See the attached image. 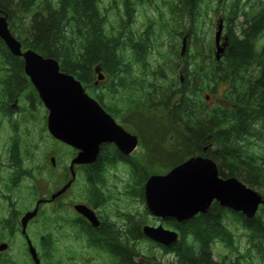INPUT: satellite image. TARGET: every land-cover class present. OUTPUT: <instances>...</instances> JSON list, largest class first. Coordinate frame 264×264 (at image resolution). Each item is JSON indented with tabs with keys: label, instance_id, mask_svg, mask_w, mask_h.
<instances>
[{
	"label": "trees",
	"instance_id": "obj_1",
	"mask_svg": "<svg viewBox=\"0 0 264 264\" xmlns=\"http://www.w3.org/2000/svg\"><path fill=\"white\" fill-rule=\"evenodd\" d=\"M99 1L0 0V14L7 15L8 26L21 42L22 49L30 48L45 57L55 58L60 70L72 74L91 90L93 70L98 65L109 78L104 89L114 94L123 84L124 74H129L132 62L143 69L148 64L150 45L147 38L133 34L130 29L135 4L145 0H120V9L116 6L119 24L115 33L105 31L108 19L101 11ZM146 1L151 3L153 0ZM202 1H178V5L182 3L183 10L188 12L189 22L196 30L198 16L202 14ZM244 2L228 0L225 4L222 17L228 40L219 60L209 52L202 54L201 61L192 55L191 59L184 61L182 80L179 74L177 86L157 87L151 83L153 92L140 97L142 105L136 116L144 124L152 121L157 128L161 126L147 135L135 122L140 147L144 151L131 159V178L143 202V185L150 174L164 173L193 155L214 160L222 177L234 176L252 188L264 189V0L252 4L248 12L242 11ZM238 14H241V20H237ZM197 40L195 36L194 44L202 50L203 46ZM125 48L133 53L128 62L124 58ZM0 69L3 104L18 96H23L31 107L41 104L36 89L24 73L22 57L13 55L1 38ZM220 86L224 87L222 97L213 105L204 103L207 98L201 91L208 89L215 93ZM97 96L102 102L99 93ZM112 107L118 112V107ZM128 108L129 118L133 119L134 110L132 106ZM161 111L166 115L159 113ZM2 113L11 116L12 111L5 107ZM17 144L14 139L10 147L11 193L21 179L30 175L24 172ZM113 164L111 160H100L90 168L86 180L90 184L91 202H103L99 199V192L105 188V172ZM106 220L101 228H81L88 247L107 257L104 264H156L154 254L142 255L136 247L137 241L146 239L141 231L144 224L141 219L135 220L137 227L134 225L128 232L116 229L115 223ZM163 221L179 234V239L169 246L155 243L163 254L174 255V262L168 264H225L213 259L215 242H220L248 262L255 255L264 264V203L251 218L213 202L207 212L190 219L177 221L168 217ZM235 225L240 226L246 236L245 254L239 253L234 239L232 228ZM3 226L15 229L12 215ZM56 240L51 232L41 236L39 245L43 264H68L63 257L54 258ZM0 264H5V260L0 259Z\"/></svg>",
	"mask_w": 264,
	"mask_h": 264
},
{
	"label": "rangeland",
	"instance_id": "obj_2",
	"mask_svg": "<svg viewBox=\"0 0 264 264\" xmlns=\"http://www.w3.org/2000/svg\"><path fill=\"white\" fill-rule=\"evenodd\" d=\"M178 1L181 2V0H153L149 3L145 0L141 4H135L130 29L133 34L147 38L150 45L147 49L148 64L146 69L131 61L130 72L124 74L123 84L118 87L117 92L112 94L108 89L99 88L106 103L111 106L115 105L121 110L116 117L132 133L137 134L138 127L135 122L139 123V128H143L144 133L147 135L152 134L159 127L161 128V126L157 128L152 121H146L144 124L141 118L136 116V112H139L140 105H142L140 97L144 98V95L147 96L146 93L153 92V88L150 86L151 83L156 84L157 87H165L169 84L177 86L179 83L178 70L182 68L186 59L189 60L192 55H196V60L201 61L204 52L214 55L216 23L218 18L225 13L224 8L228 0H203L201 4L202 14L198 16L197 20V30L190 24L188 12L183 10L182 3L178 5ZM259 1L245 0L242 11L248 12L250 6ZM99 6L108 19L105 31L115 33L119 24L116 10L121 7L120 0H100ZM241 14L237 15V20L242 19ZM225 25L224 20L223 31L226 30ZM195 36L198 39L197 42L202 44V50L196 48L194 44ZM183 38L186 39L187 45L184 52L181 53ZM123 51L126 62L130 61L133 54L132 50L125 48ZM1 73L2 70L0 69V75H2ZM140 87L143 90H140ZM223 88V86H220L215 93L203 89L201 94L202 96L206 95L207 98L203 102H207L209 105L215 104V101L222 97ZM86 90L94 96L93 90L87 88ZM1 91L0 83V242H6L9 245L6 250L0 251V259L5 260V264H34L27 250L25 237L20 231L19 219L25 211L34 207L38 198L49 197L57 189V186L62 185L64 182L63 177L68 176L65 169L68 167L74 151L71 147L53 138L48 132L46 127L47 109L42 102L37 107H31L30 102L23 99V96H18L7 104H3L4 97ZM114 101L116 104H113ZM129 106H132L134 110L132 112L134 113V121L129 118L131 115L128 112ZM5 107L12 111L11 116L2 113V109ZM159 113L166 115L165 111ZM14 139L17 140V145H19V153L23 162L22 167L26 170L24 172L30 175L21 179L19 185L11 193L9 191L11 168L8 166L10 147ZM136 150L138 153L144 151L140 145ZM52 155L55 156L54 167L49 159ZM114 171L115 169L108 168L103 193H107L109 196L102 205L101 212L108 215L113 221H117L118 224L127 222L130 225L128 218L121 216L122 213L132 214L134 223L137 219L138 221L141 219L144 224L149 225L160 223V218L153 216L147 210L145 202L139 197V191L136 189L137 187H133L134 182L129 172L121 171L113 174ZM84 185L88 187L84 179L80 178L70 188L71 190L65 199L73 202L86 200L84 197L85 190L89 187L85 189ZM254 189L264 195L263 188L255 187ZM9 195L10 198H8ZM11 215L15 219L14 230H9L3 226L5 220L10 218ZM58 215H67V219L76 216L73 210L63 211ZM56 220L57 217L53 212L52 203H41L38 214L27 226V234L36 247L42 264L44 260L42 259V249L39 242L41 236L48 232H51L57 238L54 245L56 249L55 259L63 257L62 259L68 264H83V262L87 264H104L107 262L105 255L96 254L88 247L84 236L73 235L69 228H63L56 236L54 233ZM60 222L62 221L60 220ZM64 224L66 223L64 222ZM163 225L167 227L164 221ZM232 231L240 250L239 253L245 254L244 250H246L247 243L243 229L235 225ZM155 243L146 237V239L137 241L136 247L142 255L154 254L157 261L174 262V255L163 254L162 249L155 246ZM212 253L214 260L222 261L225 264L235 261L238 264H263L259 257H255V255L252 258L253 260L246 261L244 257L238 256L234 251L225 248L220 242H215Z\"/></svg>",
	"mask_w": 264,
	"mask_h": 264
},
{
	"label": "water",
	"instance_id": "obj_3",
	"mask_svg": "<svg viewBox=\"0 0 264 264\" xmlns=\"http://www.w3.org/2000/svg\"><path fill=\"white\" fill-rule=\"evenodd\" d=\"M223 28V18L219 17L214 33V55L217 60L224 53L228 40ZM0 38L13 55L22 57L24 73L47 109L46 127L50 135L78 150L71 161V170L74 164L95 161L102 142H113L125 153L138 145L137 135L126 131L116 122L86 91L80 80L60 70L55 58L45 57L30 48L22 49L21 42L8 26L6 14H0ZM186 45V39L183 38L181 53ZM102 77L103 73L98 72V79ZM49 159L54 165V156ZM70 183L71 180L47 198H38L34 207L20 218L21 232L26 237L27 249L34 264L41 262L26 232L28 222L37 215L41 203L53 200ZM143 196L147 210L160 218L161 222L157 225L144 224L141 231L148 239L164 246L179 239L178 231L163 225V220L168 217L184 221L198 213L207 212L211 204L217 202L251 218L264 203V195L234 176L222 177L215 161L204 155L190 156L164 173L150 174L143 185ZM75 209L97 224L92 209L84 204H76ZM7 247L6 242H0V251ZM156 264L168 263L157 261Z\"/></svg>",
	"mask_w": 264,
	"mask_h": 264
},
{
	"label": "flooded vegetation",
	"instance_id": "obj_4",
	"mask_svg": "<svg viewBox=\"0 0 264 264\" xmlns=\"http://www.w3.org/2000/svg\"><path fill=\"white\" fill-rule=\"evenodd\" d=\"M223 34H226L225 31H223ZM222 40V39H221ZM98 68V69H97ZM93 78H92V90L94 92V98L101 104V106L112 116V118L118 122L126 131H128L121 123V121H119L117 119V115H118V112H120L121 110L118 108V112L116 111V109L114 107H112L111 105H108L105 101V98L103 96V94L99 91V88H106V85L108 84L109 82V78L107 76L106 73H104L102 71V69L100 68V66H96L95 69L93 70ZM98 72H102L103 73V77L102 78H99L98 79ZM120 73H124L122 71H120ZM180 74V73H179ZM123 74H121L122 76ZM106 84V85H105ZM103 85H105L104 87H102ZM85 88V87H84ZM86 89V88H85ZM90 89V88H89ZM87 91V90H86ZM100 94L101 96V101H99L97 98V94ZM90 94V93H89ZM91 95V94H90ZM92 96V95H91ZM130 132V131H128ZM131 134H136V133H132L130 132ZM137 135V134H136ZM138 136V135H137ZM59 141V140H58ZM61 142V141H60ZM63 143V142H61ZM64 145H67L65 143H63ZM138 145H139V138H138ZM69 146V145H67ZM71 147V146H69ZM74 151V154L72 155L70 161H69V165L68 167H66L65 171L68 172V176L67 177H63V183L61 186H57V189L55 191H57L58 189H60L63 185H65L68 181L71 180V183L70 185L66 188L65 191H63L61 194H59L57 197H55L53 200L49 201L50 203H52L53 205V212L56 214V217H57V220H56V225H55V231L54 233L56 234V236L58 235V232L60 230H62L63 228H69L71 230V233H73V235L75 236H84L83 235V232L81 231V228H85V227H88V226H91L93 228H101L104 226L105 224V218H107V222L109 223H115V228H120V230H125V231H129V228H131L133 230V226L136 225V223L134 224V221L132 219V214H128V213H122L121 216H125L128 218L129 222H130V225L126 222L124 224H118L117 221H113L108 215L106 214H103L101 212L102 210V205L104 204L103 202L106 201V199L108 198L109 194H105L103 193L105 190L102 189V192H99L100 196H99V199H102L103 200V204H99V203H96V202H91V194L89 193V190L87 189L89 187L90 189V184H88L89 182H87L86 178H87V175H89V172H90V168H94V164L97 163L98 161H110L111 162H114L113 165L109 166V168H113L115 169L114 173L113 174H116L118 172H129L130 176H131V159L138 153V151L136 150L137 146L129 153H125L123 152L120 148L117 147V145H115L113 142H102L99 146V150H98V154L96 156V160L93 161V162H89V163H80V164H74L73 165V172L74 174L72 173V170L70 168V164H71V161L72 159L76 156L78 150L71 147ZM53 156V155H52ZM117 156L116 159L113 160V158ZM55 158V156H54ZM23 164V162H22ZM52 165V164H51ZM53 167L55 166L52 165ZM107 172L108 170L105 172V181H106V175H107ZM81 176V177H80ZM80 178H83L84 179V182L85 184H87L88 187L85 186V199L84 201H68L65 199L66 195L70 192V188L75 185L77 183V181L80 179ZM103 178V179H104ZM53 191V192H55ZM52 192V193H53ZM95 200V199H94ZM37 201V200H36ZM35 201V203H36ZM43 203H47V202H43ZM76 204H84L86 205L87 207H89L90 209H92V211L94 212L95 214V217L97 219V224H94L92 223L85 215L79 213L76 209H75V205ZM40 206V205H39ZM69 210H73L76 214L75 217H72L71 219H67V215H58V213L60 212H63V211H69ZM39 211V210H38ZM26 212V211H25ZM24 214V213H23ZM22 214V215H23ZM21 215V216H22ZM131 216V217H130ZM21 218V217H20ZM33 219V218H32ZM31 219V220H32ZM30 220V221H31ZM60 220L62 222H60ZM29 221V222H30ZM19 222H20V219H19ZM28 222V224H29ZM64 222L66 224H64ZM144 225V224H143ZM28 226V225H27ZM142 227V226H141ZM20 231H21V228H20ZM27 232V230H26ZM22 233V232H21ZM23 234V233H22ZM24 235V234H23ZM29 236V235H28ZM25 237V235H24ZM30 238V237H29ZM31 240V239H30ZM25 241H26V244H27V240H26V237H25ZM32 241V240H31ZM8 244V243H7ZM9 245V244H8ZM35 247V246H34ZM8 248V247H7ZM36 248V247H35ZM6 250V249H5ZM28 250V249H27ZM37 251V249H36ZM38 254V252H37ZM39 257V256H38ZM34 263V262H33Z\"/></svg>",
	"mask_w": 264,
	"mask_h": 264
}]
</instances>
